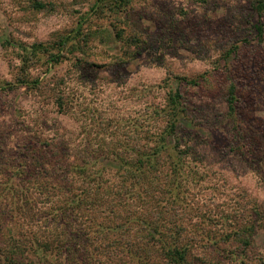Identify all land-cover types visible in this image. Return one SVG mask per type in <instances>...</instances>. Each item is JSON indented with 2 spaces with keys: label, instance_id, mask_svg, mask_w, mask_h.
Returning a JSON list of instances; mask_svg holds the SVG:
<instances>
[{
  "label": "rangeland",
  "instance_id": "374dc122",
  "mask_svg": "<svg viewBox=\"0 0 264 264\" xmlns=\"http://www.w3.org/2000/svg\"><path fill=\"white\" fill-rule=\"evenodd\" d=\"M41 1L54 9L0 0V159L22 160L27 153L20 146L43 113L41 141L66 142L71 157L89 156L87 145H104L99 155L112 174L118 164L111 152L150 143L148 132L163 129L160 109L179 77L203 76L198 85H181L188 109L182 137L190 153L184 182L178 179V205L184 223L200 224L210 238L197 237L191 261L264 264V33L256 29L264 27V11L257 13L258 0H127L119 10L106 3L81 26V35L89 36L83 50L58 63L40 52L25 67L20 43L41 42L56 52L95 0ZM21 76L41 84H20ZM231 84L235 119L227 115ZM56 92L66 112L50 100ZM62 150L58 154L67 156ZM245 224H255L249 245L238 235Z\"/></svg>",
  "mask_w": 264,
  "mask_h": 264
},
{
  "label": "trees",
  "instance_id": "16d2710c",
  "mask_svg": "<svg viewBox=\"0 0 264 264\" xmlns=\"http://www.w3.org/2000/svg\"><path fill=\"white\" fill-rule=\"evenodd\" d=\"M106 3L119 10L128 1L95 0L74 34L63 36L57 43L56 52L41 42L20 43L23 65L40 52L48 53L49 61L58 63L68 54L83 50L89 36L81 35V26ZM32 5L38 10L54 9L51 3L41 0H33ZM255 9L261 15L264 0H258ZM263 28L256 24L259 36ZM78 37L82 38L76 41ZM201 77H179L158 112L165 121L163 129L148 132L150 143L123 144V152H111L118 164L112 174L105 171L99 155L104 145H87L84 149H88L89 156L71 157L68 151L72 149L66 142L41 141V113L38 129L20 146L28 155L17 164L0 159V169H19L12 173L0 170V264H193L195 256L192 258L191 253L197 247V237L204 241L210 238L204 236L207 232L200 224L184 223L178 205L184 182L180 175L190 153L182 137L188 109L181 85H198ZM19 83L34 88L41 80L21 76ZM51 99L58 111L66 112L62 92ZM237 99L231 84L227 115L233 119ZM63 147L67 156L58 154ZM176 178L179 182L173 184ZM142 201V206L149 203L153 208H139L137 204ZM241 228L244 230L238 235L249 245L255 224ZM232 231L226 234L227 239Z\"/></svg>",
  "mask_w": 264,
  "mask_h": 264
}]
</instances>
